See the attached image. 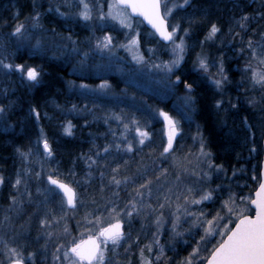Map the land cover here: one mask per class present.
<instances>
[{
	"label": "rangeland",
	"instance_id": "obj_1",
	"mask_svg": "<svg viewBox=\"0 0 264 264\" xmlns=\"http://www.w3.org/2000/svg\"><path fill=\"white\" fill-rule=\"evenodd\" d=\"M88 2L94 6L91 21L80 20L75 15L79 9L75 6H66L65 0H36L35 9L36 12L41 13L39 23L42 27L35 30L31 28L33 23L31 17L35 14L34 12L23 23L25 28L28 29L25 36L11 35L10 38L6 37V40H0V60H3L4 63L16 64L14 61L10 62L9 50L11 48L16 52L21 49L32 55H44L49 60L55 57L64 64L69 65L72 74L79 77L81 82L70 84L78 102L73 103L76 106L75 109H73V105L68 107L65 113L67 116L64 120L63 131L69 123L71 124V136L77 130L74 127L76 124H78L81 131L89 129L102 130L104 137L100 136L97 139L102 138L101 142L105 145L119 143L121 144V150L117 151L115 147L111 148L109 154L112 160L106 167H104V160L100 159L101 153L99 156H97V153L94 156L93 153L87 154L86 152L78 160L70 162L69 168L64 170L58 167L57 164L53 165V153L49 157L44 152L43 139L39 147L31 152L27 159L22 157L24 169L19 174L21 184L15 185L16 180L7 183L9 185L7 190L9 199L6 202L0 200V258H5V261L1 260L0 264H10L9 250L13 248L23 256L24 260H29L31 264H61L54 257L62 255L63 251H66L70 246L73 238L76 240L82 237L87 238L88 229L91 227L87 221L94 218L86 221L83 217L79 218L77 211L69 213L67 203L60 195H58L61 200L60 207L65 210L62 217H66L68 224L57 226L52 221L53 216L46 208L50 199L56 194L45 191L47 188L52 187L47 182L48 175H52L55 179H62L63 176H66L65 178H82L84 182H87L86 188L91 194L89 198L97 204V207L93 206V210L99 208L100 215L105 205L111 207L110 202L118 205L117 211L124 209L125 206H128V209L131 210L130 201L136 204L137 211H134L131 217L122 216L123 222L127 225V236L118 246H113L109 242L105 252L106 264L112 263V253L119 246H130L135 241L138 248L141 246L144 249L145 260L142 261L141 258V264H145V261L149 258L154 260L155 256L160 254L159 246L153 244L155 239H158L159 244L164 248L160 259L165 256L167 250L177 247V245L186 246L190 244V250L196 247L200 248V257L205 262L213 246L221 238L216 235L208 237L210 243L201 242L200 238L205 235L204 229L208 225L206 222L202 226L193 223L196 216L203 212L205 217L201 219L211 220L216 213H206L205 204L214 202L219 195L227 197L226 201L229 200V196H233L237 214L240 211H243V214L249 213L253 195H243L244 191L242 189H251L256 184L258 185L256 173L257 168H259L260 150L253 141L254 130L242 118H235L234 111L246 105L249 100L245 95V91L242 93V89L244 90V86L249 82L250 72L246 73L244 69L246 63L251 59V55L247 51L241 54L240 49L245 47L250 27L257 24V20L260 18V16L249 14L247 10L254 7L261 8L264 5V0H225L226 19L221 25L217 26L220 28V32L207 40H198L197 29L191 27L192 7L185 6L184 8L174 9L172 15L167 16L166 19L169 21L171 30L172 26L180 25V31L176 33L177 43H179L178 37H183L185 41L184 59L180 68L176 69L174 74H166L162 69L151 67L154 63L161 64L173 58L172 44L165 46L160 43L152 32L144 29L143 24L132 16L131 29L121 26L117 20L106 19L100 21L98 19V5L103 4L104 11L107 13L109 0H88ZM173 2L182 3V0H168V6L170 7ZM57 6L60 7L62 12H67L69 15L60 16L55 11ZM49 8L52 11H49ZM126 11L129 13L128 10ZM245 14L249 15L251 19L247 22L246 31L242 32L237 25V21ZM53 16L55 20L52 19ZM53 29L55 30L54 33ZM184 29L189 30V35L185 36ZM229 29L232 30L231 33ZM236 32H240L241 36L244 37L243 43L240 36L233 38ZM137 33L139 34L138 45L120 46L129 45V41L136 37ZM69 34L77 42L79 55H69L63 47L65 44H69V47H71L70 42L64 39ZM105 35L113 37L115 47L111 54L107 51H97L94 47L96 40L102 39ZM38 39L41 43L39 47H36ZM259 40L260 38L255 39V41ZM149 49H152V51H149ZM84 52H88L89 55L81 65L80 60ZM198 55L205 57L209 64L207 73L196 67L207 78L209 76L215 77L219 63L223 60L225 74L230 81L225 85L224 99L231 98L233 103L239 105L238 108L227 111L228 115H231L230 118H232H229V125L235 127L231 134L239 140V145L244 147V152H242L244 157L240 155L244 164L240 163L236 170L229 171L223 168V171L219 173L213 168L210 179L207 177L201 178L205 172H209V159L213 166L216 165L213 162V155L211 154L210 158L202 156L200 152L201 139L190 137L188 130L189 125L194 122L196 100L189 121L186 118L187 113L185 112L184 103L186 89L183 83L176 82V76L185 61L190 59L195 65ZM134 56L137 59H133ZM141 56L145 61H148L147 67L144 66L143 61L137 62ZM251 62L253 67L264 68V65H259L257 60ZM235 65L239 69H236ZM230 68H233V70L230 71ZM37 69L39 71V68ZM0 72H8V70L3 69L0 65ZM12 72L27 80L26 76H22L20 72ZM240 72L244 81L234 77V74ZM114 77H117L120 87L114 85ZM39 79L41 81V77ZM81 85L87 87H81ZM256 91L260 92V95L254 98V104L258 105L261 103L262 93L258 89ZM191 95L194 97L193 92ZM237 97H239L238 101ZM219 98H221L220 93ZM225 107H228L227 104ZM161 112H166L173 119L179 121V126L182 129L181 134L176 138L173 149L164 156H161V153L163 147L167 145L168 127L164 117L160 114ZM115 116H120L121 119L117 120ZM105 120H107V123ZM132 120L137 121V124H132ZM124 124L129 125L127 130H125ZM136 127L149 133L143 145L138 142L139 136L135 131ZM113 132H115V136L112 135ZM122 133L127 137L126 141L123 140ZM127 142L133 144L132 152L123 150V145ZM254 146L257 151H250ZM205 151L207 152L206 146ZM90 152L96 151L93 148ZM99 152L103 151L99 149ZM89 157L92 159L89 160ZM92 160H95L96 163H92ZM131 161H135L133 171L131 173H125V170L122 171L123 167ZM114 169H116L115 172ZM233 172L237 173L233 175ZM37 173L40 175L37 176ZM254 176L255 179H253ZM113 177L121 181L119 186L113 182ZM125 177L128 178L127 183L123 182ZM99 180L100 182L96 183ZM147 181H151L149 185L151 197L149 198L145 194L143 201H141V198L136 196V190L139 185L145 184ZM90 182L96 183L95 186H90ZM105 184L112 192L108 193L109 189L105 191L102 189ZM225 184H230L235 188V192L228 194ZM217 185H221V188L213 192L211 200L202 201L199 205L187 204L184 200L188 187L195 189L193 195L196 199H199L201 190L216 189ZM2 187L3 183H0V191ZM101 192H104V194H101ZM114 193H118V195H114ZM13 197H15V203ZM240 197H243L244 200L241 201ZM24 198L29 200L27 204L33 205L31 213L29 212L27 215L32 214L34 211L39 213L40 205L36 204L35 200L41 202L44 208V213L41 216L45 222L41 224L40 229L48 236L42 243L35 242L34 237H31L32 231L25 230V226L29 223L26 222L20 225L17 216L7 217L9 210L23 214L21 212L23 205L19 204V199ZM160 204H164V207L160 208ZM228 206L230 207L231 204ZM185 208L195 215H187ZM224 209L226 212L227 207H224ZM103 215L107 219L108 213L104 212ZM158 217L161 220L159 229L157 226ZM177 217H179L177 231L182 233L181 236H175L172 231V223ZM231 219L234 221L236 216L233 215ZM215 223H219L223 228V225L228 223V219L216 221ZM231 225L228 224V227H231ZM27 239H29V242L32 241L33 244H36L37 248H35L34 256L25 255L29 251L26 245L28 244ZM147 245H152V253L147 251ZM60 246H63L61 252L57 253V248ZM137 247L135 246V249L139 253ZM31 251L30 253H32Z\"/></svg>",
	"mask_w": 264,
	"mask_h": 264
},
{
	"label": "trees",
	"instance_id": "obj_2",
	"mask_svg": "<svg viewBox=\"0 0 264 264\" xmlns=\"http://www.w3.org/2000/svg\"><path fill=\"white\" fill-rule=\"evenodd\" d=\"M224 1L193 0V12H191V20H189L192 24L191 27L197 29L198 40H206L205 37L208 35L213 23L219 26L225 21ZM35 5L36 0L35 3L34 0H0V40H6V37L10 38L15 26L26 22L36 12ZM247 12L253 16H256L258 12L264 13V5L261 8H249ZM54 18L53 16L52 19ZM260 32H264V18L262 17L258 18L257 24L250 27L248 38L252 37L254 40H258ZM9 52L10 62L14 61L16 64L39 68L41 81L33 86L32 82L17 76L14 72H0V103L11 104L6 121L0 120V176L4 178L3 187L0 191V200L3 202L9 199L7 194L9 185L7 183L15 181L17 175L22 173L24 169L21 152H34L43 139H47L54 154L53 165L57 164L58 167L64 170L69 168L70 162L78 160L83 153H93L95 156L99 149L103 151L105 146V143L101 142L102 138L97 139L100 136L104 137L102 130L89 129L81 131L78 124H76L74 127L77 130L71 136L62 129L64 128V120L67 116L65 113L68 107L78 102L70 84L72 82H81L79 77L72 74L69 65L64 64L55 57L49 60L44 55H32L21 49L16 52L10 48ZM235 66L236 69H239L237 65ZM232 70L233 68H230V71ZM181 71H186L188 75L185 80L194 84L193 95L196 100V110L193 116L194 122L188 127L190 137L200 138L197 133L198 131L201 132L207 152H211L213 155V162L216 165H222L225 170L238 169L240 163L244 164L241 160L244 147L240 146L239 140L231 134L235 129L234 126L229 125L231 115H228V112L217 110L214 106L215 100L220 99L219 92L209 79L196 69L190 59L185 61ZM234 77L244 81L241 72L234 74ZM113 82L115 86L120 87L117 77L113 78ZM243 91H245L248 99H254L260 95V92L251 88L249 82L244 86V90L242 89V93H244ZM31 108H35L39 112V118L30 111ZM234 117H239L243 120L247 117V123L254 130L253 141H255L260 150L259 168H257L256 173L258 185L256 184L251 189H242L244 191L243 195H253L260 183L263 158L264 103L261 102L258 105L246 103V105L234 111ZM197 126H199V129ZM38 141L40 142L38 143ZM93 148L96 152H90ZM99 153H101L100 159L104 160V167H106L112 158L109 152L107 154L104 152ZM133 167L134 165L131 161L127 166L123 167L122 171L125 170V173H131ZM65 177L63 176L62 179L58 180L70 184L77 190L78 206H82L79 207L80 213H77L80 215L79 218L83 217L87 221L94 217L92 216L93 213H95V216H99L100 212L98 211L100 210L97 211L99 208L93 210V206L97 207V204L89 198L91 194L86 188L87 182H84L82 178ZM99 182L100 180L96 183ZM96 183L90 182V186L94 187ZM102 189L105 191L109 188L105 184ZM225 189H228V194L235 192V188L230 186V184H225ZM110 192L112 190L109 189L108 193ZM101 194H104V192H101ZM58 195L61 196V194H56L50 199L46 209L49 210L55 207L57 212L53 215L52 221L57 226L67 225L66 218L62 217L65 210L60 207L61 200ZM226 199L227 197L219 195L214 202L206 203V213L220 212L221 216L224 215L227 218L228 212H225V209L221 211L222 204ZM19 200V204L23 205L21 209L23 214L9 210L7 217L17 216L20 225L26 222L32 224L31 237H33L32 235H34L36 230H41V224L37 225L32 214L27 215L33 209L32 204H27L29 200H25V198ZM35 203L40 205L39 212L44 213L41 202L35 200ZM249 209L250 212L245 215L253 214L251 207ZM25 215L27 216L25 217ZM231 227H234V223ZM125 236H127V232H125ZM29 239H27V243L36 246L32 241L29 242ZM134 245L137 247L136 241L130 246H119L117 250H114L111 256L113 260L111 264H141L140 254L142 247H137L139 249L138 253ZM189 245H177V247L167 250L165 256L158 262H155V259L153 260L154 264H182L192 251L190 250L191 245ZM35 251V249H32L31 252L34 253ZM29 254L30 250L25 255L29 256ZM1 260L5 261V258H0ZM25 262L26 264H31L29 260H25Z\"/></svg>",
	"mask_w": 264,
	"mask_h": 264
},
{
	"label": "snow or ice",
	"instance_id": "obj_3",
	"mask_svg": "<svg viewBox=\"0 0 264 264\" xmlns=\"http://www.w3.org/2000/svg\"><path fill=\"white\" fill-rule=\"evenodd\" d=\"M35 3V0H34ZM162 3L164 7V12H161ZM65 4L68 7L75 6L79 10L75 13V15L83 21H91L93 19V10L94 6L91 5L88 0H65ZM185 6L193 7V0H182V3H175L173 2L171 6H168V0H109L107 4L108 11L105 13L104 5H98V19L100 21H105L106 19L117 20L121 26L131 29V14H136L138 16L143 17L144 20L148 22L155 30L156 33L164 41H169L173 45L171 52L173 58L170 61L162 62L161 64H152L151 67L153 69H162L166 74H174L176 69L180 68L181 62L184 59L185 53V41L183 37H178L179 43H177V36L176 33L180 31V25L172 26V30L169 31V25L167 23V16L172 15L174 9L177 8H184ZM127 9H131V14L127 13ZM49 11H52L49 8ZM55 11L60 16H67L69 15L67 12H62L60 7L57 6ZM257 16L264 18V13H257ZM41 17L40 12H35V14L31 17L32 25L31 28L33 30L41 28L42 26L39 23ZM251 19V17L247 14L242 15L240 19L237 21V25L241 29V31H246L247 29V22ZM53 33L55 30H52ZM185 36L189 35V30L184 29ZM255 31V30H254ZM28 32V29L25 28L23 23H19L15 26L14 31L11 35H18V36H25V33ZM218 32H220V28L217 27L215 23L211 25L210 31L205 39H210L211 37L215 36ZM231 33L232 30L229 29ZM138 33L136 37H133L129 41V45H120L121 47H129L131 45H138ZM240 36L241 42H244V37L241 36L240 32H236L233 35ZM260 40L255 41L252 37H249L245 47L240 49L241 54H244L246 51L250 53L251 59L246 63L244 71L246 73L250 72V76L248 77L249 83L253 90L261 91V102L264 103V68H256L252 65V60H257L259 65H264V32L259 33ZM67 41L70 42L71 47L69 44H65L63 47L69 53V55L76 54L79 55V48L77 47V42L72 39L71 34L65 37ZM41 41L38 39L36 42V47H39ZM203 43V42H201ZM95 50L104 52L107 51L108 53L113 52V37L111 35H105L102 39H97L95 43ZM152 51V49H149ZM89 53L84 52L83 56L81 57L80 63L83 65L85 59L88 57ZM133 59H137V57H133ZM144 63V66L147 67L148 61H145L143 56H141L137 62ZM0 65H2L3 69L8 70V72L18 71L22 74V76H26V79L32 82L33 86L40 83V75L41 72L38 71L36 67L26 66L24 64H12V63H4L3 60H0ZM200 70H203L205 73L208 72L209 64L207 59L203 56L197 57V62L195 64ZM218 77V78H216ZM208 79L210 80L211 84L215 87V89L221 94V98L215 100V108L217 110H221L224 112L229 111L230 109H236L239 107L238 103H233L231 98L227 100L224 99L223 93L225 85L230 83L227 75L225 74V69L223 65V60L219 63L218 72L215 74V77L209 76ZM176 82L183 83L184 88L186 89V95L184 97L185 103V112L187 113L186 118L190 121L191 120V112L194 111V104L195 98L191 95L194 90L193 82H189L188 80H182L180 75L176 76ZM81 87H87L86 85H81ZM103 87V86H102ZM237 101L239 97L236 98ZM249 104H254V99L248 100ZM227 104L228 107H225ZM11 104H3L0 103V120L6 121L7 113ZM73 109L76 108L75 105L72 106ZM30 111L34 113L37 118H39V112L35 108H31ZM168 127V140L167 145L163 147V152L161 156L168 154L170 150L173 149V143L176 140L177 136L181 134L182 129L179 126V121L173 119V117L169 116L166 112L160 113ZM115 119L120 120V116H115ZM107 123V120H105ZM244 122L247 123V117L244 118ZM132 124H137V121L132 120ZM125 130L129 128L128 124L123 125ZM199 129V126H197ZM136 133L139 136V144L143 145L144 140L148 137L149 133L146 131H141L139 127L135 129ZM65 132L71 135V124L65 128ZM115 136V132L112 133ZM123 140H127V137L122 133ZM197 135L200 136L201 139V147L200 152L201 155L210 158L211 153L205 151V144L203 139V134L198 131ZM40 141H38L39 143ZM44 152L50 157L52 155V150L49 145L47 139L42 141ZM115 147L117 151L121 150V144H107L103 148V152L107 154L109 150ZM123 150L126 152L133 151V144L131 142H127L123 145ZM19 151V149H18ZM250 151H257L256 147L254 146ZM31 154L29 151L28 153L21 152V156L25 159ZM100 153L97 152V156ZM89 160L92 158L89 157ZM92 163H96L95 160H92ZM209 172H205L203 174L204 177L211 178V171L214 170L219 173L223 171L222 165H215L211 163L209 159L208 164ZM114 172L116 169L113 170ZM166 172V170H165ZM37 176L40 174L37 173ZM103 175V174H101ZM235 175V172H233ZM255 179V176L253 177ZM4 178L0 176V183H3ZM47 182L49 185L54 187H49L45 191L51 194H58L59 192H63V199H66L67 205L72 208L76 206V192L66 183L61 182L58 179L53 178L52 175H48ZM113 182L119 186L121 184L120 180H116L113 177ZM124 183L128 182V178H124ZM21 179L19 178V174L17 175V179L15 181V185H20ZM151 181H147L145 184L139 185V188L136 190V196L141 198L145 197V194L150 198L151 197V188L149 185ZM14 185V186H15ZM221 185H217L216 189H209V190H201L199 194V199H196L193 195L195 189L193 187H188L186 189L187 195H184V200L187 204L191 205H199L202 201L211 200L213 198V192L219 190ZM143 190V191H141ZM39 191V189H38ZM29 195H31L29 193ZM114 195H118V193H114ZM191 197V199H190ZM179 198V197H178ZM135 199V198H134ZM167 199V197H165ZM240 200L243 201L244 198L240 197ZM13 202L15 203V197H13ZM63 202V200H62ZM111 207L109 208L108 205L104 206L103 212H101L100 216H95L94 219L88 220L87 223L91 225L88 229L89 234L87 238H80L73 240L70 242V246L67 248L66 251H63L62 255H56L54 259L56 261H60L61 264H106L105 259V252L107 250V246L109 242L113 246H118L122 240L125 239V233L123 231V220L122 216L131 217L134 211H137L136 204L132 201L129 203L131 204V210L128 209V206H125L124 209H118V205L114 202H110ZM231 204L229 207L228 205ZM251 204L255 206V215H245L243 211H240L237 214V208L235 205V200L233 196H229V200L225 201L222 204L221 211H223L224 207H227L228 212V223L223 225L221 228L219 223H215L216 221H223L226 218L220 215V212H217L216 215L211 220L201 219L205 217V213L201 212L196 219L193 221L195 224L203 225L205 222L207 223V227L204 229L205 235L201 236V242L205 244L210 243L211 241L208 237L213 236H220V241L213 246V249L210 255L206 258L207 264H264V182L259 184V189L256 191V198L251 200ZM160 208L164 207V204L159 205ZM99 209H97L98 211ZM107 212L108 217L107 219L104 218L103 213ZM185 213L187 215H195L187 211L185 208ZM235 215L236 219L233 221L231 216ZM45 221H42L44 223ZM179 223V217L176 218L175 221L172 223V231L174 232L175 236H181L182 233L177 231V224ZM234 227H228V224H233ZM157 226L158 229L161 226V220L157 218ZM67 231V229H65ZM153 244L159 246L160 254L155 256V262H158L163 255L164 248L162 245L159 244V240H153ZM60 246L57 248V253L61 252ZM147 251L152 253V245L146 246ZM206 250V249H205ZM10 264H25V260L23 256L16 251L15 248L10 249ZM200 248L196 247L188 254L182 264H204V260L200 257ZM30 256H34V253H30ZM141 258L142 261L145 260L144 257V249H141ZM145 264H154V261L149 258L145 261Z\"/></svg>",
	"mask_w": 264,
	"mask_h": 264
},
{
	"label": "bare ground",
	"instance_id": "obj_4",
	"mask_svg": "<svg viewBox=\"0 0 264 264\" xmlns=\"http://www.w3.org/2000/svg\"><path fill=\"white\" fill-rule=\"evenodd\" d=\"M193 74L195 75V73H193ZM179 75L181 76L182 80H185V78L188 75V73L186 71H181L179 73ZM49 212L51 213V216H53L57 212V210H56L55 207H52L51 209H49ZM41 214H42L41 212L38 213V212H35V211L32 213L33 219L37 223V225L42 224L43 217L41 216ZM32 228H33L32 224H27L25 226V230H30V232H31ZM47 236L48 235H45V232L41 231V230H36L34 232V235H33L34 240L37 243H42L46 239ZM26 245L28 246V250H32V249L36 248V246L32 245V244H26Z\"/></svg>",
	"mask_w": 264,
	"mask_h": 264
},
{
	"label": "water",
	"instance_id": "obj_5",
	"mask_svg": "<svg viewBox=\"0 0 264 264\" xmlns=\"http://www.w3.org/2000/svg\"><path fill=\"white\" fill-rule=\"evenodd\" d=\"M129 12H130V14H131V9H127ZM161 12H162V8H161ZM163 13V12H162ZM131 16L133 17V18H135V19H140V20H142L143 22H144V24L146 25V27L148 28V29H150V30H152V31H154L155 32V30L152 28V26L150 25V24H148V22L146 21V20H144L143 19V17H141V16H138V15H136V14H131ZM167 23H168V21H167ZM168 25H169V23H168ZM169 31H170V29H168ZM156 33V32H155ZM156 35H157V37L159 38V40L160 41H162V42H164L165 44H170L171 42H169V41H164V40H162V38L159 36V34L158 33H156ZM178 137V136H177ZM175 142V141H174ZM174 144V143H173ZM263 149H264V139H263ZM261 182H264V154H263V161H262V164H261ZM260 182V183H261ZM259 189V187L257 188V190ZM256 190V191H257ZM256 191H255V193H254V197H253V199H255L256 198ZM63 193V192H62ZM70 207V206H69ZM251 207L253 208V210L255 209V206L254 205H252L251 204ZM70 208H72V207H70ZM255 215V211H254V214H253V216ZM205 264H207V262L205 263Z\"/></svg>",
	"mask_w": 264,
	"mask_h": 264
},
{
	"label": "flooded vegetation",
	"instance_id": "obj_6",
	"mask_svg": "<svg viewBox=\"0 0 264 264\" xmlns=\"http://www.w3.org/2000/svg\"><path fill=\"white\" fill-rule=\"evenodd\" d=\"M181 70H182V69H181ZM181 70H180V71H181ZM69 185H70V184H69ZM76 192H77V190H76ZM77 200H78V192H77Z\"/></svg>",
	"mask_w": 264,
	"mask_h": 264
}]
</instances>
